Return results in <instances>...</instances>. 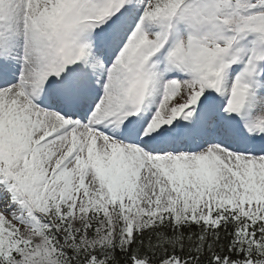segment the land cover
<instances>
[{"label": "snow or ice", "instance_id": "snow-or-ice-1", "mask_svg": "<svg viewBox=\"0 0 264 264\" xmlns=\"http://www.w3.org/2000/svg\"><path fill=\"white\" fill-rule=\"evenodd\" d=\"M0 264H264V0H0Z\"/></svg>", "mask_w": 264, "mask_h": 264}]
</instances>
